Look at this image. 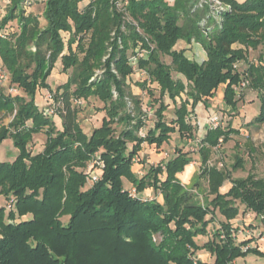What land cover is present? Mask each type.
Listing matches in <instances>:
<instances>
[{"label":"trees","instance_id":"trees-1","mask_svg":"<svg viewBox=\"0 0 264 264\" xmlns=\"http://www.w3.org/2000/svg\"><path fill=\"white\" fill-rule=\"evenodd\" d=\"M25 1L10 0L0 22V29L14 27L0 36V60L10 85L21 90L14 96L0 90V113L12 116L9 125H0V146L12 139L19 152L15 160L0 162V196L9 204L0 207V264H207L199 251L214 256L212 264L264 258L258 248L243 250L253 239H237L240 228L252 224L233 223L247 213L264 222V178L233 179L226 168L209 165L219 140L223 145L239 134L231 124L207 130L197 151L199 179L191 188L178 176L194 161L184 146L164 169L149 164L142 176L133 162L145 144L160 148L172 136L194 139L197 105L209 108L221 86L223 102L234 113L245 91L256 92L260 112L248 125L264 124V55L249 59L264 45V0H218L231 7L219 14L210 0L201 8L199 0H46L45 25L26 11ZM181 41L200 45L207 59H189L186 49H177ZM132 57L138 58L135 68ZM58 61L71 75L54 90L48 79ZM236 64L249 82L240 97ZM97 71L101 76L91 81ZM136 73L146 75L136 86L150 100L155 94L149 86L160 91L156 121L144 137L139 133L148 113L129 84ZM40 90L54 91L61 129L45 115L44 102H37ZM91 98L103 104L105 116L87 134L80 119ZM165 98L174 104L171 122L165 119ZM79 99L85 107L74 104ZM41 132L47 136L44 149L33 155L28 146ZM93 158L104 167L88 187L83 169ZM243 165L238 158L232 169ZM201 179L208 184L203 202L193 193L200 194ZM124 180L136 187L138 198L128 194ZM226 183L231 186L222 193ZM147 189L162 201L144 199ZM203 236L208 240L199 245L196 239Z\"/></svg>","mask_w":264,"mask_h":264},{"label":"rangeland","instance_id":"rangeland-1","mask_svg":"<svg viewBox=\"0 0 264 264\" xmlns=\"http://www.w3.org/2000/svg\"><path fill=\"white\" fill-rule=\"evenodd\" d=\"M5 0H0V8H3V2ZM121 1V0H120ZM214 3L213 0H210ZM205 0H199L198 1V7H202V5H205ZM34 1L32 2L31 5H25L26 8L34 6ZM9 6V5H8ZM35 8V7H34ZM215 5L212 6V10H215ZM6 13V9H5ZM190 45V44H189ZM191 47H188L186 51H190L191 53H188V58L198 61L199 63L203 62L204 60L207 59L206 52L204 49H202L200 46L197 44L193 45L191 44ZM177 49H181V46H177ZM264 55V45L259 47L258 50H254L250 52L249 54V59L250 61L256 62L259 60V56ZM163 60L167 63L170 64V59L168 57L163 58ZM1 62V60H0ZM244 67V66H243ZM71 75V70L67 73H64L62 70V65L61 62L58 61L56 64L54 70L52 71L51 76L48 79V84L51 85L52 89L58 88L60 85L64 84L67 82ZM173 77L175 79L181 78L185 81V78H183L181 75H178L176 73H173ZM146 75H143L141 73H136L134 74L131 79L129 80V84L132 87H134L135 91L138 92L139 96L143 100V109L147 111L148 117L146 121V127L143 130V133L151 128H153L154 123L156 121L155 117V111L158 108V104L154 102V99H158L160 96V91L159 87L156 85H151L149 86V89L154 91L155 98L150 100L148 94L143 93L141 90H137L136 84L145 80ZM10 85V82L4 87L8 88ZM21 91V90H20ZM223 92H224V86L219 87V89L216 92L215 97L210 101V107L207 108L202 104H198L193 116L191 118V123L194 127L195 130V137H204L207 130L210 127V118L212 115H217L218 117V123L219 126L221 127H227L229 124L232 125V127L236 130H239V134H234L231 137V140L228 143H225L221 146V148L216 151L214 150L213 155L211 157L210 162L214 165H217L219 162L223 164V168H226L227 170L231 171L232 178L233 179H239V178H246L249 174H255L259 178H264V124L262 125H257V124H251L248 125L258 114L254 110H258L260 103L257 102V105H254L256 103L255 100L246 98V91L244 92L243 98L239 99L238 101V107L241 110L238 113H234L227 108V106L223 102ZM247 92L250 93V95L253 96L252 90H248ZM45 90H40L37 96V102L39 104H42L43 102L45 103V95H46ZM165 102L169 105L168 110L165 113V119L167 122H171L175 117H174V104L168 99H164ZM178 103L180 101L178 100ZM246 111H253L250 116H247ZM260 112V111H259ZM105 116V112L103 111V104L98 101L95 98H91L90 102L88 103L87 107L84 109L82 112L81 116V126L85 130L87 134H91V132L95 129L101 126L102 120ZM12 120V116L10 114H5V113H0V125H9V123ZM57 127L61 129V120L60 118H55L54 119ZM174 139L175 136H172L171 142L169 144H165V148L163 150H158V147L153 146V149H151V153H148V156L152 154V159L153 163L151 164H162V163H156L155 159H160V153H172V151H176V145L174 144ZM47 140V136L45 135V132H41L40 134L34 135L32 142L28 146V150L33 154L36 155L40 153L45 146ZM147 144H145L146 146ZM149 146V145H148ZM187 151H189L193 159L197 162V165L194 166L195 170V177L192 180L191 183H187L186 180H183L184 185L187 187L191 188L193 183L199 179V169H200V158H199V153L197 151H192L190 147L188 149L186 148ZM18 150L13 146V141L12 139H7L5 140L2 145L0 146V162L2 161H13L18 155ZM159 155V156H158ZM4 157V158H3ZM96 157V156H95ZM94 157V158H95ZM164 157V154H163ZM90 159L86 163V167L83 169L84 172L87 174V186L89 187L92 185L91 182H93L90 178V173L94 172L95 174L98 175L102 172V169H98L97 163L101 160L99 159ZM238 158L243 159L244 165L242 168L238 170H233L232 167L235 164L236 160ZM134 162V159H133ZM103 163V162H102ZM139 162H134V170L138 174L140 169H137V165ZM144 173V172H143ZM201 186L199 189V193L203 195V197L206 196L205 193H207V188L208 184L205 179L200 180ZM230 184L226 183L224 187L221 189L222 193H226L229 188ZM135 186L131 184L128 187H125L126 189H131L134 188ZM136 188V187H135ZM146 191V190H145ZM144 191V192H145ZM141 194V196L144 197H150L148 195ZM153 199H157L158 201H162V197L157 194V195H152ZM9 207V204L6 202L5 198L3 196H0V207ZM10 210L7 209V212ZM67 217L63 218V221H67ZM223 218L218 215V221H222ZM235 225L240 224V225H251V228H247L246 230H253L256 231V234L261 233L264 231V222L260 221L259 219H254L249 221L246 219L244 216H240L237 220L233 221ZM254 225L257 226L254 227ZM214 227V225L210 226V230ZM264 235V234H263ZM254 240L252 241L255 245H257L259 251L264 252V242H259V240L256 238H253ZM208 237L203 236V237H198L196 239L197 243L199 245H203L205 242H207ZM197 257L207 263V264H212L215 260L214 256H211L208 252L206 251H199L197 253ZM233 264H264V258H260L255 255H249L245 259H239Z\"/></svg>","mask_w":264,"mask_h":264},{"label":"built area","instance_id":"built-area-1","mask_svg":"<svg viewBox=\"0 0 264 264\" xmlns=\"http://www.w3.org/2000/svg\"><path fill=\"white\" fill-rule=\"evenodd\" d=\"M213 1H214V5H215V8H216L215 10H216V12H218V14L223 12V11H225V10H230L231 9L230 6H223L218 0H213ZM32 2H33V0H26L25 1V5H31ZM9 4H10V0H5L3 2V8H0V22L4 18L5 14H6L5 13V9L8 7ZM125 4H127V2ZM119 6L121 7L122 4H119ZM13 31H14V27H12L11 24H7L5 27L0 29V36L1 37H6L7 35H9ZM193 45H195V44H193ZM198 46H200V45H198ZM143 55H144V52L140 53L139 56L142 57ZM137 61H138V58H136V57L130 58V63H131V65L134 68L137 65ZM241 66H242V64H236L235 65V68L238 69L241 72V81H240L239 85H237L236 88H235V92H236L238 97H240L242 92L244 90H246L248 88V85H249V82L246 79V75L243 73V70L240 68ZM101 74H102V71H97L95 76L92 77L91 81H94L96 78H99L101 76ZM9 81H10L9 73L3 67V65L0 62V90L3 89L9 83ZM7 90L9 92V94H11L13 96L14 95H18L20 93V88L18 86H16V85H9ZM44 99H45V103H44L43 110H44L45 115L48 116V117L55 118L57 116V109H56V106H55V103H54V91H47ZM74 104L77 107H85L86 106V101L84 99H79V100H75ZM144 111L147 112L146 110H144ZM209 122H210L209 123L210 124L209 129L213 130V129H216V128L219 127L217 115H212L210 120H209ZM143 130L144 129H141L140 133H139L140 136H142V137L145 136V134L143 133ZM201 140H202V138H200V137H195L194 139L186 140L187 141L186 148L188 149V147H190V149L192 151H194V152L198 151L199 146L201 144ZM222 143H223V141H222V139H220L219 140V144L217 145V147H215L214 150L218 151L221 148ZM176 153L177 152L175 150L172 151V153H170V154L164 153V159H169L172 156L176 155ZM97 159H99V158H97ZM137 161H138V158H134V162H137ZM190 165L194 167L195 165H197V162L194 160ZM209 165H213V164L211 162H209ZM97 166H98V169H103L104 164L99 161L97 163ZM160 166L163 169L165 168L164 163H162ZM216 166L218 168H223V164L221 162H219ZM143 174L144 173H143L142 169L139 170L138 175L142 176ZM100 175H101V173L100 174L98 173V175L95 174L94 172L90 173V178L93 181L91 183H94V182L98 181V179L100 178ZM127 191H128V194L132 198H138L140 196L139 193L137 192V189L135 187L131 188V189H127ZM193 193L197 194L199 200L201 202H203V196L201 194H198L196 191H193ZM143 198L144 199L153 200L152 197H144L143 196ZM245 218L248 219L249 221H251V220H254L256 218V216L253 213H247L245 215ZM261 219H262V217H261ZM240 226H242V225H240ZM253 238H256V240L258 239L259 242H264V235L262 233L256 234V231H253L251 229L246 230V229L240 228L239 232L237 233V239L246 240V239H253ZM248 248H258V247L253 242H251V244L249 246H247V247H244L243 250L246 251Z\"/></svg>","mask_w":264,"mask_h":264},{"label":"crops","instance_id":"crops-1","mask_svg":"<svg viewBox=\"0 0 264 264\" xmlns=\"http://www.w3.org/2000/svg\"><path fill=\"white\" fill-rule=\"evenodd\" d=\"M33 1L35 3L34 6L27 8L26 11L28 13H33L34 15L38 16L40 21H41V23H42V25H45V21H44V19L42 17V14H43V11H44V6H45L46 0H33ZM239 1L240 2H244L245 0H239ZM178 45L181 46V49H187L188 47H191V45H189V44H187V43H185L183 41L179 42ZM191 49H192V47H191ZM188 53H191V52L190 51H186L185 52L186 56H188ZM136 88H137V90L138 89L140 90V88H138V87H136ZM132 92L135 95L139 96L138 92L135 91L134 87H132ZM253 93L254 94L252 96V95H250L249 92L246 91L245 99L249 98V99L255 100L256 103H254V105H257V102L260 103V101L257 98V93L256 92H253ZM259 110H260V106H259L258 110H254V111L256 112V114H258ZM239 111L241 112L240 109H239ZM246 112H247V116H250L249 114H251V112H253V111H246ZM201 138H203V136ZM174 144L176 145V147H181V146L183 147L184 146L186 148L187 141L186 140H181L180 138L175 137ZM164 148H165V146L163 145L162 147L158 148V150H163ZM151 149H153V146H148V145L145 146V145H143L142 151L140 152V155L138 157L139 164L136 167H137V169L141 168L144 173H146V171H147V169L149 167V164L153 163V160H154V159H152V154L150 156H148V153H151V151H152ZM163 154L164 153H160L159 154L160 155V159H155L156 163H165L167 161V159H164ZM178 176H179V178H180V180L182 181L183 184H184L183 180H186L188 184L191 183L192 180L195 177L194 167L191 166V165L187 166L185 168L184 172L179 174ZM130 185H131L130 182H128L127 180H124V186L125 187H128ZM144 194L148 195L150 197H152V195H157V193L154 192L152 189H147L144 192Z\"/></svg>","mask_w":264,"mask_h":264}]
</instances>
